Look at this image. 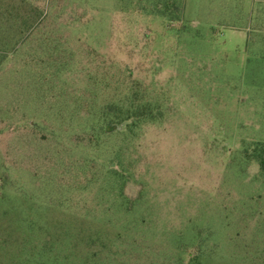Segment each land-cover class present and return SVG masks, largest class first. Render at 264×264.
I'll return each instance as SVG.
<instances>
[{
    "label": "rangeland",
    "instance_id": "374dc122",
    "mask_svg": "<svg viewBox=\"0 0 264 264\" xmlns=\"http://www.w3.org/2000/svg\"><path fill=\"white\" fill-rule=\"evenodd\" d=\"M255 143L264 3L0 0V264H264Z\"/></svg>",
    "mask_w": 264,
    "mask_h": 264
},
{
    "label": "trees",
    "instance_id": "16d2710c",
    "mask_svg": "<svg viewBox=\"0 0 264 264\" xmlns=\"http://www.w3.org/2000/svg\"><path fill=\"white\" fill-rule=\"evenodd\" d=\"M106 111L109 112L110 107H107ZM119 111L120 112H117V114H114L112 119L114 120V122H118L117 124L126 122L125 124L126 127L135 125L141 119H144L146 115V112H145L146 108L144 107V105L143 106L139 105L136 107L127 106L123 108V110L119 109ZM101 120H104V118L102 117ZM101 129L103 130L104 133L107 131L105 125L103 124H101ZM253 146H254V149L251 152L246 151L249 153V155H247L246 158L249 160L252 159L254 161H257L259 163L261 170H263L264 169V155L262 153H264V147L262 146L261 143H258V144L255 143Z\"/></svg>",
    "mask_w": 264,
    "mask_h": 264
},
{
    "label": "crops",
    "instance_id": "0c3cea01",
    "mask_svg": "<svg viewBox=\"0 0 264 264\" xmlns=\"http://www.w3.org/2000/svg\"><path fill=\"white\" fill-rule=\"evenodd\" d=\"M258 3H264V0H256Z\"/></svg>",
    "mask_w": 264,
    "mask_h": 264
}]
</instances>
